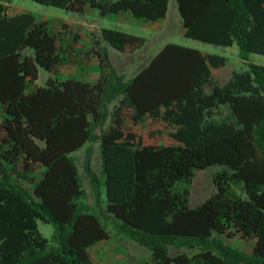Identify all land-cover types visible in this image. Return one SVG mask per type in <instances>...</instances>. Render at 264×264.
I'll use <instances>...</instances> for the list:
<instances>
[{"label":"trees","instance_id":"trees-1","mask_svg":"<svg viewBox=\"0 0 264 264\" xmlns=\"http://www.w3.org/2000/svg\"><path fill=\"white\" fill-rule=\"evenodd\" d=\"M12 1L0 0V264H98L89 248L110 232L78 202L84 191L70 157L89 142L99 144L101 162V178L89 153L83 162L94 201L103 179L113 231L150 250L149 264H264V66L247 63L221 83L213 71L225 58L168 44L127 79L108 47L133 54L146 39L102 28L83 57L98 65L95 82L64 79L61 67L81 54L64 42L79 43L78 33L29 13L9 16ZM32 1L146 21L164 19L168 8V0ZM176 4L187 39L236 45L242 58L264 55V0ZM38 68L51 74L44 86L35 84ZM220 107L227 116L216 119ZM147 119L169 125L171 143L145 144L125 124ZM210 166L222 167L216 191L192 208L194 172ZM38 220L53 227L51 240ZM233 238L253 242L251 250L225 242ZM170 248L197 253L170 256Z\"/></svg>","mask_w":264,"mask_h":264},{"label":"rangeland","instance_id":"rangeland-1","mask_svg":"<svg viewBox=\"0 0 264 264\" xmlns=\"http://www.w3.org/2000/svg\"><path fill=\"white\" fill-rule=\"evenodd\" d=\"M11 3L14 7L25 10L37 18L49 19L50 22L56 25L57 23L64 22H69L74 25H81L80 20H82V18H88L90 20L92 19L95 26L99 29H113L145 38L146 44L133 54H122L115 49L108 47L109 57L113 67L119 73L124 74L127 79H130L136 75L164 46L168 44L179 45L210 55H218L225 58L224 66L216 69L215 71L216 78L221 83L227 81L234 71L244 70L247 63L264 66V55L248 53L245 58H242L236 45L223 47L187 39L184 37L182 21L177 8L176 0H170L168 2L167 17L158 32L120 25L116 22H113L111 19L95 17L94 15L90 14H86L84 16L77 15L73 12L53 6L42 5L32 0H13ZM90 33L91 32L89 29H83L81 31L82 39H80V36L78 37L77 41L80 42L78 50L81 53L79 58L81 60L84 57V50H86L89 45ZM65 40L67 41L64 43L68 42L69 44H74V46L76 45L75 42L72 43L71 36L69 35L66 36ZM48 77V72L45 69L38 68V76L36 81L37 85L44 86ZM112 109L113 107L110 106L109 110L112 111ZM226 116L227 109L225 107H220L214 115L216 119L221 117L224 118ZM109 124L110 121L108 120L104 125V129H106ZM125 124L133 132H135L145 144L165 145L171 143V140L167 135L171 128L163 121H153L152 119H147L141 124L136 125L130 120H126ZM87 153L90 155V164L92 170L98 177L101 178L100 151L99 144L97 142L86 143L80 149L70 154V157L74 159L78 168L82 182V188L84 191V196L78 200V202L87 207V212L97 216L100 223L110 232V238L108 240L89 248L93 261L98 264H149L148 262L151 256L150 250L138 245L134 241L121 238V236L119 237L113 231V218L106 211L107 203L103 179H100L101 183L99 186L101 201L99 204L95 203L88 178L83 170V162L86 159ZM221 170L222 167L220 166H210L203 170H196L194 172L192 183L189 187L190 195L188 204L190 207L194 208L200 205L215 193L216 189L213 184L212 177L216 172ZM34 177L36 179L38 178V172L34 173ZM21 185L28 190L31 189V185L29 183L21 182ZM236 192L244 197V195L238 189H236ZM37 228L39 233L44 238L51 240L53 234V227L51 225L38 220ZM225 242L242 248L245 251L250 250V241L233 238L226 240ZM178 253H186L191 256L196 254L197 250L193 249L188 251L186 249H169L170 256L176 255Z\"/></svg>","mask_w":264,"mask_h":264},{"label":"crops","instance_id":"crops-1","mask_svg":"<svg viewBox=\"0 0 264 264\" xmlns=\"http://www.w3.org/2000/svg\"><path fill=\"white\" fill-rule=\"evenodd\" d=\"M169 1L170 0H168V2ZM18 13H28V12L25 11V10H21V9H19L17 7H14L12 5V3H10L7 6V9H6V14L7 15L11 16V15H15V14H18ZM86 14L94 15L95 17H104V18H107V19H111L113 22H116L117 24H120V25L134 27V28H137V29L150 30V31H154V32L155 31L158 32L160 30V28L162 27L163 22L165 21V19L167 17V13H166V16H165L164 19H160V20H156V21H146L144 19L135 18L134 16H132V14L129 11L121 12L119 14L100 16V14H99V12L97 10H95L93 8H90L89 6H87L85 8L84 13L82 14V16H84ZM34 18L36 19V21L47 20V21L50 22V20L46 19V18H37L36 16H34ZM80 22H81V25H74V24L69 23V22H64V23L67 24L73 32L78 33V35L80 36V39H82L81 38L82 37L81 36V31L83 29L84 30L85 29H89V31L93 32V33H98L99 30H100L99 28H97L95 26V24H94L92 19L90 20L88 18L87 19L82 18V20H80ZM50 23H52V22H50ZM183 34H184V30H183ZM79 43H77L74 46L75 50L78 49V47L80 45ZM108 53H109V51H108ZM26 54L30 55L31 51L29 49H27L26 50ZM215 71L216 70L213 71V77L215 79H217L216 75H215V73H216ZM59 72H60L59 76H63L64 79L73 78V79H77V80H80V81L93 83V82H95L96 77L98 76V65H97V63L95 61L87 62L83 58H82V60L80 58H78L75 61H71L70 63L66 62L61 67ZM48 75L51 76L50 73H48ZM36 81H35V84L37 85ZM250 243H251L250 244V250H251L253 242L250 241ZM249 251H247V252H249Z\"/></svg>","mask_w":264,"mask_h":264}]
</instances>
